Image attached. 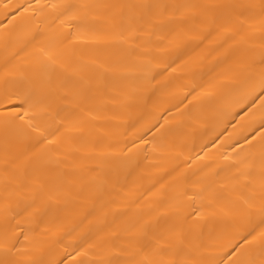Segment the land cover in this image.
Listing matches in <instances>:
<instances>
[{"label": "bare ground", "instance_id": "6f19581e", "mask_svg": "<svg viewBox=\"0 0 264 264\" xmlns=\"http://www.w3.org/2000/svg\"><path fill=\"white\" fill-rule=\"evenodd\" d=\"M0 264H264V0H0Z\"/></svg>", "mask_w": 264, "mask_h": 264}]
</instances>
